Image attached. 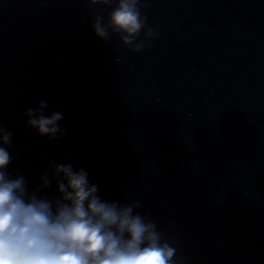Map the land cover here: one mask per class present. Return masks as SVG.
I'll return each instance as SVG.
<instances>
[{
	"label": "water",
	"instance_id": "1",
	"mask_svg": "<svg viewBox=\"0 0 264 264\" xmlns=\"http://www.w3.org/2000/svg\"><path fill=\"white\" fill-rule=\"evenodd\" d=\"M140 52L97 38L88 0H0V127L29 190L50 162L138 201L176 264H264V0H142ZM46 100L59 139L26 125ZM39 195L55 198V184Z\"/></svg>",
	"mask_w": 264,
	"mask_h": 264
},
{
	"label": "clouds",
	"instance_id": "2",
	"mask_svg": "<svg viewBox=\"0 0 264 264\" xmlns=\"http://www.w3.org/2000/svg\"><path fill=\"white\" fill-rule=\"evenodd\" d=\"M107 9L93 15V34L140 52L157 29L147 26L142 0H88ZM46 100L24 115L26 125L49 140L64 133L63 113L47 111ZM12 133L0 127V264H176V249L155 221L137 211L138 201H107L84 168L50 162L51 174L29 190L23 175L8 172ZM55 184V198L39 195Z\"/></svg>",
	"mask_w": 264,
	"mask_h": 264
}]
</instances>
